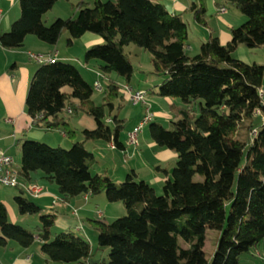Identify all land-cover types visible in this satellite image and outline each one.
Returning <instances> with one entry per match:
<instances>
[{
	"label": "trees",
	"instance_id": "obj_1",
	"mask_svg": "<svg viewBox=\"0 0 264 264\" xmlns=\"http://www.w3.org/2000/svg\"><path fill=\"white\" fill-rule=\"evenodd\" d=\"M56 1L19 0L20 15L0 34V45L20 47L29 34L54 45L66 31L71 46L91 32L103 41L86 49L85 62L97 61L102 76L114 72L126 80L133 67L124 47L132 43L148 51L153 73L162 77L149 90L181 101L169 105L171 128L151 119L149 134L158 147L173 150L177 159L161 194L134 171L120 183L106 173H92L95 159L87 142L102 140L116 149L123 147L119 138L126 119L113 112L115 100L122 97L120 85L108 78L102 103L95 104L93 87L71 62L40 63L25 97L31 125L62 128L74 138L77 133L64 116L69 108L92 117L95 127L82 129V139L73 140L67 149L23 138L20 180L41 171L64 199L104 193L108 202H121L127 214L111 222L100 217L89 220L98 250L108 252L95 258L83 235L54 234L57 210L43 209L19 188L13 197L17 212L39 215L38 233L12 223L0 201V246L15 241L29 247L37 239L47 259L60 264H241L240 257L264 240V122L254 115L256 109L264 113V99L258 94L264 65L246 63L233 53L241 45L264 46V0H225L245 16L231 28L225 44L208 26L204 1L191 0L188 11L193 21L209 28L194 55L185 49L187 24L182 14L169 12L158 1L79 2L74 16L57 17L46 25L42 16ZM14 68L12 64L10 70ZM65 86L70 91H64ZM241 126L250 132L255 129L256 134L245 140L234 138ZM207 229L220 232L210 262L203 250Z\"/></svg>",
	"mask_w": 264,
	"mask_h": 264
},
{
	"label": "crops",
	"instance_id": "obj_2",
	"mask_svg": "<svg viewBox=\"0 0 264 264\" xmlns=\"http://www.w3.org/2000/svg\"><path fill=\"white\" fill-rule=\"evenodd\" d=\"M68 1L69 0H57L51 9H49L42 16L43 23L47 25L57 17L66 18L74 16L77 12V7L75 6V10L69 9L70 11H68L71 12L69 14V12H66L67 9L65 7V4L68 3ZM90 1L91 0H78L77 2L90 3ZM155 1L164 4L167 10L171 13H181L183 18L186 15L192 17L191 12L188 11V5L191 0ZM213 3L215 4L216 2ZM219 7L222 6H218V8ZM217 9L215 10V6L208 9L206 8V13L210 15L213 13L215 16H217ZM19 15V0H0V34L8 31L11 23L16 20ZM221 16L222 14H219L217 17ZM221 18V20L214 22L216 23V29H218L217 34H215L217 35L219 42L221 44H225L231 37V28L235 26L232 23L233 21H227L224 20L223 17ZM208 34L209 33H205V35H207L206 38L208 37ZM62 36L65 38L67 37L66 31L61 34L59 40L54 45L43 42L32 34H29L25 37L23 45L20 47L4 48L0 45V151H4L11 155L9 151L13 147L18 146L23 138L35 140L41 139L40 141L48 143L49 145L56 141L59 143L67 138L63 131L59 134V138H55L53 136L51 137L52 131L59 129L45 130L42 128L33 127L31 125V117L25 111V97L28 86L32 74L37 67L34 65L35 62L33 61L34 63H32V60L29 59L28 53L32 52L35 54H47L57 51L58 59H72V55L70 54H67V56L58 54ZM102 41L103 39L101 36L91 32H86L79 38L75 39L73 44H81L84 51L91 45L101 43ZM12 64L15 65V68L10 70V66ZM105 76L112 79L110 74L104 75L103 77ZM114 81L119 84L117 80ZM126 86L130 87L127 84ZM134 89L145 88L137 87ZM145 90L146 94L148 93L147 91H150L148 93L149 95L152 94L154 96H158L154 90ZM123 97L126 98L125 93ZM167 102L169 108V105L175 101L167 97ZM117 109L119 112L121 111V108ZM168 114L169 118H171L170 112ZM120 118L126 119L124 116H121ZM153 121L157 120L153 119ZM93 122L94 121H91L90 123L89 121V123L82 129L94 128L95 122ZM130 130L131 128L129 127L124 134V137H121L120 135L119 139L122 142V149H112L110 147L111 142H105L102 140L86 143H89V146H94L96 149H101L103 151L106 150V153L99 154L102 156L103 160H96V157L92 152L93 149H90L94 156L95 163L99 165V171H96L95 173H106L113 181L118 182L122 181L128 172L134 171L137 174V178L139 180H144L153 186L154 183H160L162 187L163 181L166 179V177L170 176L171 170L175 165L174 164L171 167L170 163H176L177 154L171 149L158 147L148 133H141V136L138 134L139 144L136 147L128 145L126 143V136ZM164 169L166 172H164ZM31 184H37L41 187V195L39 194L35 197L30 193L29 187ZM19 188L22 189L25 196L26 194L24 192L26 190V193L30 194V196L28 195L27 197L33 200L43 209L48 210L50 208H54L57 210L58 215L55 219L52 229H54L56 226L59 227V229L64 230L68 229L71 231L72 228L76 230V227L79 225V223H83L84 217L87 219H92L89 216H82L83 213L87 212L93 213V218L100 217L103 219L105 217L104 211L108 206L107 203H110L106 199H103V197H100L101 194L99 197H94L89 193H83L68 199H64L59 193L56 184L52 181H49L41 171L31 173L29 179L26 181L20 180L19 186L15 189L18 190ZM16 194H12V199ZM92 200H97L98 203H96V206H98L100 203L99 205L103 206V210H95L94 207L91 206V204L95 205ZM0 201L3 202L7 208L8 219L15 223L17 221V215H15L14 210L12 209L11 199L0 196ZM60 210H62L63 213H60ZM65 211L70 212L71 216L74 217L73 221L64 217ZM83 236L89 241L91 247L94 248L96 244V234L92 231L84 230ZM0 264L56 263L49 261L46 255L41 252L40 243L36 239L29 247H22L15 241H8L5 246H0Z\"/></svg>",
	"mask_w": 264,
	"mask_h": 264
},
{
	"label": "rangeland",
	"instance_id": "obj_3",
	"mask_svg": "<svg viewBox=\"0 0 264 264\" xmlns=\"http://www.w3.org/2000/svg\"><path fill=\"white\" fill-rule=\"evenodd\" d=\"M77 1L78 0H69L68 3L65 4V7L67 9L66 12H69L72 9L75 10L76 3H78ZM103 1H106V0H103ZM203 1H204V6H206L207 9L213 6H215V10L218 8V6L224 7L226 9V12L223 13L221 17H223L224 20L233 21L232 23L234 24V26L240 25L245 20L244 14H242V12H240V10H238L230 2H227L225 0H203ZM213 2H216V3L214 4ZM92 3L93 1L91 0L89 4L92 5ZM70 13L71 12H69V14ZM216 15L218 16L219 13H217ZM217 16H215V14L213 13H211V15L206 13L208 26L209 28L214 30L216 34H217L218 29H216L215 27L216 23L214 22L222 19L221 17H217ZM184 20L187 24V42H186L185 49L189 55H194L199 51L200 44L206 40L207 35H205V33H209V29H207V27L195 24L193 22L192 17L189 15L188 16L186 15L184 17ZM60 41H61L60 42L61 44L59 47L58 54L62 56H67V54L72 55V59H69L67 61L75 65L79 69L83 78L93 87V93H92L91 98L94 101V103L101 104L102 98L105 94L104 89L107 84L108 77L106 76L98 77L96 75V73L102 74L96 63L97 61L96 62L95 61L85 62L84 54H85L86 49L83 51V47L81 44H73L71 46H68L66 43V38L64 36H62ZM124 51L127 53L131 61L132 67H133V72L130 78L126 80L124 77L118 76L114 72L109 73L112 79L118 81L120 85L119 94L122 97L124 93L126 94V89H125L126 84L129 85L131 88L143 87L149 90V88H152L154 85L161 82L162 77L153 73V66L151 63V54L148 51L132 43L125 46ZM233 56H235L236 58H239L240 60L246 63H256V64L264 65V46L255 48V49H249L241 45L236 48V50L233 53ZM32 63L34 62L32 61ZM34 65L38 66V64L36 63H34ZM95 80H99L101 87H102L101 91H97L94 89L93 85H94ZM260 89L263 90V99H264V75H263L262 85ZM63 90L70 91V87L65 86ZM147 92L149 93L150 91H147ZM148 93L145 95L144 104L142 103L133 104L124 97L123 98L120 97L118 98V100H115V105L119 106V103H120V106L119 107L115 106L116 108H114L113 112H115L116 114L119 113L120 117L124 116L126 118L125 127L120 133L121 137H124V134L126 133L129 127L132 129L133 127L139 125L140 121L143 119V115L145 113L146 108H148L149 113L153 116L152 117L153 119H156L157 121H159L165 128H171V123H170L171 118H169L168 116L169 108H168L167 97L154 96L152 94L149 95ZM170 99H173L175 101L174 103H177V104L181 103V101L177 98H170ZM117 108H121V111L119 112ZM64 116H65L66 121H68L69 123L68 125L70 126V128L77 131V135L74 138L67 137L65 140H62L59 143H57L58 141H56L52 143L50 146H54V147L60 146L62 148L67 149L70 147L71 142L73 140L82 139V136L80 134L81 129L84 126H86L89 123V121L90 123L91 121H94V119L90 116H87L81 111H73L70 114L65 112ZM255 117L257 118L258 116H255ZM109 125L112 126V124H109ZM148 127H149V122L143 125L141 132L139 133V136H141V133L149 134ZM62 130L63 129L61 128L59 130L52 131L51 137L53 136L55 138H59V134L62 133ZM249 136H251V132L248 130V128L246 126L245 127L241 126L238 128L237 132L235 133L234 138L239 139V140H245ZM32 140H35V139H32ZM37 140L40 141L41 139H37ZM138 144H139V138H138ZM86 147L89 150L93 149L92 152L94 156L96 157V160H103L102 156H100L99 154L106 153V150L103 151L101 149H96L94 146H89V143L86 144ZM160 148H165V147H160ZM9 153L11 154L13 158V167L16 169L20 168V161H21L20 143L18 146L13 147L9 151ZM105 158H106V155H105ZM174 164H175L174 162L170 163V166L172 167ZM98 168H99V165L95 163L91 167L90 170L92 173H95L96 171H99ZM117 183H120V181H118ZM153 188L156 194H161V184L160 183H154ZM17 191L18 190L15 188L1 187L0 196H3L4 198L8 197L11 199L12 209L14 210L15 215H17V221L14 224L20 225L30 230L36 235L38 233V228L40 226L39 215H28V214L20 215L18 214L16 206L12 199V194H16ZM24 193L26 194V196L28 195L30 196V194L26 193V190ZM99 195L100 194L93 195V196L99 197ZM100 197H103V199H106L104 193H101ZM92 201L95 203V205L91 204V206L94 207L95 210H103V206L99 205L100 203L98 204V206H96V203H98L97 200H92ZM110 203L109 204L107 203L108 205L107 209L104 211V214H105V217L103 218L104 221L111 222L112 220L125 216L127 214V211L121 202H110ZM60 213H63V211L60 210ZM82 216H89L92 219L97 218V217L93 218L94 214L91 212L83 213ZM64 217L66 219H70L71 221H73V218H74L73 216H71L69 211L64 212ZM89 220L90 219H87L86 217H84L83 223L80 222L78 225L81 227V229L76 231L74 228H72L71 231L76 234L83 235L84 230H89L96 234V232L91 228ZM61 231H69V230L59 229V227H56V226L54 229H52V232L54 234L61 232ZM219 235H220V232L217 230H211V229L206 230V233H205L206 238H205V244H204L203 250L205 252L206 259L208 260V262H210L213 252L215 251ZM93 251H94L95 258L106 257L108 253L107 249L98 250L97 243L95 244ZM239 261L241 264H264V240L261 241L257 246L251 248L249 253L242 255ZM56 264H60V263H56Z\"/></svg>",
	"mask_w": 264,
	"mask_h": 264
},
{
	"label": "built area",
	"instance_id": "obj_4",
	"mask_svg": "<svg viewBox=\"0 0 264 264\" xmlns=\"http://www.w3.org/2000/svg\"><path fill=\"white\" fill-rule=\"evenodd\" d=\"M226 9L224 7H219L217 9V13L223 14ZM28 57L37 64L40 63H50L58 59L57 51H53L47 54H35L32 52L28 53ZM98 77H101L102 74L96 73ZM94 89L97 91H101L102 87L99 80L94 81ZM126 89V99L133 103H142L144 104L146 90L145 89H132L125 85ZM258 94L261 98H263V90L259 89ZM67 113H71V110L68 108L65 110ZM255 116H258L259 119L264 122V114L260 111V109H256L254 112ZM152 115L149 113L148 108H146L145 113L143 115V119L140 121L139 125L133 127L126 136V143L133 147L138 145V134L141 132L143 125L149 122L152 119ZM110 118L107 119V122H110ZM256 134V130L251 131V136ZM110 147L112 149H116L113 143H110ZM20 178L18 169L13 167V158L11 155L7 154L4 151H0V188L1 187H10L16 188L19 186ZM30 193L34 196H38L41 193V187L37 184H31L29 187ZM81 227L77 226L76 230H80Z\"/></svg>",
	"mask_w": 264,
	"mask_h": 264
}]
</instances>
